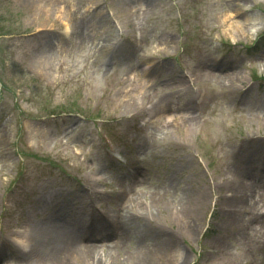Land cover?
I'll return each mask as SVG.
<instances>
[{
	"label": "rangeland",
	"instance_id": "rangeland-1",
	"mask_svg": "<svg viewBox=\"0 0 264 264\" xmlns=\"http://www.w3.org/2000/svg\"><path fill=\"white\" fill-rule=\"evenodd\" d=\"M27 1L21 11L0 0V198L15 181L11 196L22 218L34 212L51 233L64 223L59 236L95 246L82 264H147L136 263L144 252L151 264H264V194L258 198L255 187L264 181V0ZM57 15L69 21L70 37ZM246 18L254 20L235 26ZM30 54L43 82L19 64ZM13 80L21 82L26 112L6 88ZM200 84L207 94L194 106ZM95 97L102 104L92 112ZM144 97L153 119L137 127ZM96 123L114 137L124 164L108 158ZM194 127L207 132L208 144ZM96 219L109 234L103 240L91 234ZM12 222L0 203V264L20 260Z\"/></svg>",
	"mask_w": 264,
	"mask_h": 264
},
{
	"label": "bare ground",
	"instance_id": "bare-ground-1",
	"mask_svg": "<svg viewBox=\"0 0 264 264\" xmlns=\"http://www.w3.org/2000/svg\"><path fill=\"white\" fill-rule=\"evenodd\" d=\"M254 19H244L239 20L237 19L235 21V26H243L248 21L250 22ZM233 29V27H232ZM235 30V29H234ZM141 40V38H140ZM209 73V69H206L204 74ZM216 74V73H215ZM219 75V73H218ZM236 76L239 75V72H235ZM154 111V106L153 109ZM255 187L258 189V192L256 193L258 198H261L264 194V181L258 182V184H255ZM264 198V197H263ZM31 213L29 212L26 216V223L27 227L30 229V234L32 240L34 241V238L36 240V243H32V247L30 251L27 254H21L20 260H18L17 264H82L85 260L87 255L89 256V260H91V257L94 256L95 246L93 244H90L89 246H76L73 243V240L70 241L67 240L68 238H63L58 235V229L64 230L65 227H68V225L62 223L57 224L55 228H53L52 233L50 229L48 228H42L41 225L37 226L36 222L31 220L30 216ZM98 221V222H97ZM106 226L101 223L100 220H97L94 222V228L91 231V234L97 233L98 235H101L100 239L103 240L108 237V233L105 230ZM260 231V228H259ZM44 233L48 235L49 244L46 246L45 236ZM14 248L17 249V245L14 241ZM84 248V249H83ZM86 250V252H84ZM149 254L150 252H146ZM180 255V252L177 253V258ZM146 258V259H145ZM152 259V256L149 257ZM147 259V256L144 253H138L136 255V263H141L140 260L145 259L147 264H151L150 259Z\"/></svg>",
	"mask_w": 264,
	"mask_h": 264
}]
</instances>
